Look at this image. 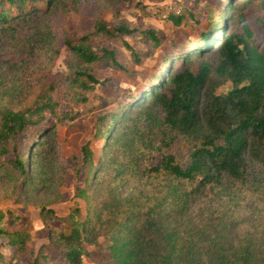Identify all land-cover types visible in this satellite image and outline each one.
<instances>
[{"label": "trees", "instance_id": "1", "mask_svg": "<svg viewBox=\"0 0 264 264\" xmlns=\"http://www.w3.org/2000/svg\"><path fill=\"white\" fill-rule=\"evenodd\" d=\"M237 1L243 0H222L207 30L168 51L141 91L114 98L115 109L98 116L101 151L95 155L87 142L72 157L82 181L73 197L84 201V214L75 207L59 217L49 208L54 202L38 197L44 189L58 193L64 159L54 125L40 131H48L40 140L35 134L24 151L21 138L48 114L63 123L74 119V104L104 83L96 70L133 76L109 42L139 33L149 55L161 44L155 31L123 18H96L91 30L63 38L69 70L63 96L56 98L50 85L31 104L0 105V178L6 180L0 200L37 205L50 245L34 250L29 230L18 224L22 215L0 210V238L9 250L4 264H84L87 246L100 244L111 264H264V235L233 232L235 219L222 200L227 193L231 202V185L264 198V176L252 168L264 165V46L246 19L252 0ZM56 9L77 10L76 0H0V43ZM181 19L171 17L177 25ZM42 35V29L33 34L49 41ZM122 43L138 64L140 52ZM13 64L0 53V68ZM226 83L230 88L217 92ZM178 138L189 147L172 149ZM47 214L56 222L46 221Z\"/></svg>", "mask_w": 264, "mask_h": 264}, {"label": "rangeland", "instance_id": "2", "mask_svg": "<svg viewBox=\"0 0 264 264\" xmlns=\"http://www.w3.org/2000/svg\"><path fill=\"white\" fill-rule=\"evenodd\" d=\"M260 1L252 0L244 10L246 19L254 29L255 39L262 47L264 27L260 20L264 18V5L262 6ZM221 2L222 0H76L77 10L56 9L46 15L37 16L35 22L21 25L17 33L3 38L0 53L10 58L14 64L0 68V105L18 107L31 104L35 96L50 85L55 87L51 93L56 98L66 93V83L63 79L69 72L68 51L63 44V38L65 35H76L91 30L96 18L107 23H116L123 18L138 30L153 29L161 41L158 48L151 49L149 55H146L148 46L144 44L139 33L111 40L109 44L117 50L118 60L133 70L134 75L129 76L112 68L96 70L95 76L104 83L96 85L87 93L88 100L85 103L74 104V108L78 110L74 119L63 123L48 114L21 138V151H24L35 134L38 133L40 140L48 133L40 131L46 126L54 125V137L59 143L61 158L64 159L60 166L62 171L58 193L44 189L38 193V197L42 202H54L49 208L57 216L64 217L75 207H79L84 214V201L73 197L75 187L82 181L76 178L72 157L79 155L80 147L87 142L95 155L101 151L100 139L95 138L98 116L115 109L114 98L125 99L128 93L141 91L157 74L160 62L166 59L168 51L177 49L207 30L210 22L218 15L217 7ZM166 4H175L180 8L179 14L175 15H181L180 24H174L171 19L161 17ZM235 5H244V0L237 1ZM36 29H42V37H48L49 41L34 37ZM123 40L140 52L138 64L132 61L129 51L123 46ZM230 86V83H226L217 92H226ZM188 147L187 142L178 138L172 149L183 151ZM252 168L260 176H264V165L254 162ZM5 185L6 180L0 178V186ZM229 192L234 195L231 202H227L230 196L227 193H223L222 200H226L224 210L228 212L227 216L232 215L235 219L233 232L239 236L246 234L254 238L264 235L263 196L254 200L240 185H237V188L231 185ZM0 210H15L22 215L18 224L29 230L34 250L50 247L43 215L33 202L20 203L6 198L0 200ZM54 217L55 215L47 214L45 219L56 222ZM87 248L90 254L83 256L84 264H111L104 244L90 245ZM8 254L6 239L0 238V264H4Z\"/></svg>", "mask_w": 264, "mask_h": 264}, {"label": "built area", "instance_id": "3", "mask_svg": "<svg viewBox=\"0 0 264 264\" xmlns=\"http://www.w3.org/2000/svg\"><path fill=\"white\" fill-rule=\"evenodd\" d=\"M180 8L175 4H166L162 10L161 17L164 19H171L172 16L178 15Z\"/></svg>", "mask_w": 264, "mask_h": 264}]
</instances>
